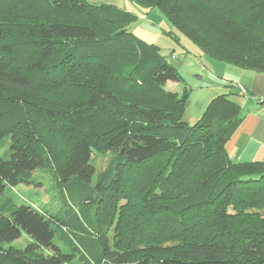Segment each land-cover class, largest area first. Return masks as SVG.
Returning <instances> with one entry per match:
<instances>
[{
	"label": "trees",
	"instance_id": "1",
	"mask_svg": "<svg viewBox=\"0 0 264 264\" xmlns=\"http://www.w3.org/2000/svg\"><path fill=\"white\" fill-rule=\"evenodd\" d=\"M129 1L159 10L176 41L264 73V0ZM138 19L87 0H0V264H264V163L226 151L236 95L188 123L190 89L133 34ZM19 184L48 187L57 212L19 205L7 195Z\"/></svg>",
	"mask_w": 264,
	"mask_h": 264
},
{
	"label": "crops",
	"instance_id": "2",
	"mask_svg": "<svg viewBox=\"0 0 264 264\" xmlns=\"http://www.w3.org/2000/svg\"><path fill=\"white\" fill-rule=\"evenodd\" d=\"M88 1L94 5L104 3ZM182 49L183 53L173 58L176 60L175 67L190 89L185 104V120L190 124L200 120L211 101L219 95H236L234 100L241 107L242 121L227 143L226 151L234 163H264V73L237 68L239 77L236 82L221 83L215 77H210V72L202 66L192 50L184 45ZM166 86L171 87L173 92L183 90V84L168 83ZM242 89L247 92L246 95L241 92Z\"/></svg>",
	"mask_w": 264,
	"mask_h": 264
},
{
	"label": "rangeland",
	"instance_id": "3",
	"mask_svg": "<svg viewBox=\"0 0 264 264\" xmlns=\"http://www.w3.org/2000/svg\"><path fill=\"white\" fill-rule=\"evenodd\" d=\"M99 1L104 2L101 3V5L116 6L119 9H124L128 12L138 15L139 19L131 29L133 34L143 39L147 43L158 46L160 48L161 54L166 57L173 66H177L176 60L173 57H176L177 55L183 53L182 47L184 45L198 56V60L201 61L202 66H204L207 71L210 72V77H215L216 80L225 84L231 82V80L235 81L236 78L239 77L236 67L226 62L205 56L185 36L178 34L180 37V41H176L175 39H173L168 34V32H175V30L169 25L165 16L159 10H153L147 14L145 10L138 8L129 0ZM199 51L201 53H199ZM165 90L173 91L169 86H166ZM107 164L108 159L98 160V166L101 169L106 168ZM47 190L48 187H31L24 184H19L10 189V191L7 192V195L11 196L12 199L19 205L31 204L38 209H49L50 211L57 212L59 208L57 197L56 195L49 194ZM29 241V237H27L26 234H23L19 240L15 241L12 244V246L17 249H24L28 245Z\"/></svg>",
	"mask_w": 264,
	"mask_h": 264
},
{
	"label": "built area",
	"instance_id": "4",
	"mask_svg": "<svg viewBox=\"0 0 264 264\" xmlns=\"http://www.w3.org/2000/svg\"><path fill=\"white\" fill-rule=\"evenodd\" d=\"M241 92L244 94V95H246L247 94V92L245 91V90H241Z\"/></svg>",
	"mask_w": 264,
	"mask_h": 264
}]
</instances>
